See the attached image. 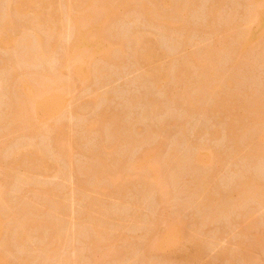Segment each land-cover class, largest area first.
Returning a JSON list of instances; mask_svg holds the SVG:
<instances>
[{"label":"rangeland","instance_id":"obj_1","mask_svg":"<svg viewBox=\"0 0 264 264\" xmlns=\"http://www.w3.org/2000/svg\"><path fill=\"white\" fill-rule=\"evenodd\" d=\"M66 1L67 0H64V1L62 0V2H63L62 4L68 3ZM174 1L175 0H172L171 3H173ZM191 1L192 2L194 1V6H195L194 8H196V9H192L191 7H189L187 5V8L189 7L191 9H186L187 11L189 10L187 14H186V11L184 12L186 15L185 16L183 15L184 16L183 20H185V21H183L182 23L179 22L178 20H176L178 22L174 21L175 24L170 26L172 28V30L171 31L168 30L167 32H166V29H169V28H166L163 26L164 28H166V29H164L162 27V24L160 25L161 20H159L162 17V16H160L161 15L160 13H163L167 8H164V11L161 9L163 12L162 11L159 12V14L154 17V18H159V19H156V20L150 19V21L153 22V26L151 25V27L148 26V25H150V22L146 23V21H149V19L143 17V15H142V17L146 19V21L144 23L143 21L145 19H142L141 15L139 14V12L137 10L135 11L132 9L133 11L129 10V13H127L128 12L127 11L125 14H122L121 13L122 10L119 11V9H116L115 13H117L118 11L119 12L112 17L114 26H112L113 25L112 24L111 25L112 28H110V29L111 30L114 29L113 31H116L117 37L122 38V36H123L124 40L129 38V39L125 40L126 43L124 45V49L126 51L124 52V54L119 53V52H118V54H116L117 53L116 49H114L113 54L111 55V59H110L111 62L115 60L114 63L112 62L113 64H111V62L109 60L101 61L102 63H100L98 61L99 63H97L98 64L97 66L99 68L101 66V68L104 70V72L102 70V73L106 74V72H107L108 73V74H106L107 76L104 74V76H103L104 78H102V81H101L100 79L102 76L99 75L100 78L98 77L97 79H95L96 81L93 80L95 82L91 81V82L87 83V85L85 84L84 88H83V86H81V87L71 91V94L69 95V97H71V101L67 104L65 113H63V115H65V116H63V118L60 117L59 121H57V125L59 123V125L63 126L64 129L62 128L61 132H62V135L65 136L67 139H68V137H71V138L73 137V139L74 138L76 139V137L78 136V138H81V141L86 142V143H84V142L80 141L82 146L81 145H79V147L76 145L73 146V148H75L74 149L75 151L73 152L72 160L74 162L72 163V166L74 168H77L75 170H78L75 172V175H74L75 177L74 176L70 177L68 175V173L71 174L70 172H68L69 171L68 166H67V168L63 169V167L66 166L63 161H60V162L58 161V164H60L59 166H61L60 167L61 169H63L64 171L68 169V171L65 172L66 174L63 172V170H60V171H62L61 172L62 174L60 172H57L56 169L53 167L54 162H55V158H54V156H52V154L55 155V152L53 151L54 152L53 153L52 151H50L51 149L48 146H46L47 143H49V141L47 142V139L44 140L45 138L42 139V137L36 139L38 141V143L40 144V146H42L44 148L46 147L45 150H47L46 151L47 153H45V157H46L45 159H47V160L49 159L48 160L49 162H47V163L50 166H48L47 171L44 170L45 172H43V170L41 172L39 171L40 173H38V174H35V172H34L35 178H38V180H35V182H36L35 184H38V183L40 184V185H36L35 187H33L34 191L29 190L30 188L28 186H26L22 189H18V188H16V186L14 187V190H16V192L12 191V192H14V194L12 193L10 195V199L13 202V204L12 203H10V204H12L14 207L12 206V208H11L12 212H9L10 217L6 218L5 227H7V226L11 227V225L13 227V225L14 226L17 225V222L21 221V217L19 216L21 213L20 211H22L27 205H28V207H27L28 209L30 207V209H29L30 213L33 212V208H34V210H36L34 213H31L30 217L32 219H35L36 221L41 220L39 222L47 221L49 219H50V221H53V220H56V218H59L61 216L62 218H64L63 220L64 221L66 220V222H67V224H65L66 225L65 226L66 231H65L64 227L62 228V229H64V232L67 233V236L65 235L67 237V239H68V236L70 235V233L72 232L70 228H72V229L74 228L73 229L74 231L71 233V236L69 238L68 245L63 246L64 247L63 249H65L66 251L65 250L62 251V253L63 252L66 253V255L63 254V257L65 256L66 259H68V261L65 262V263L68 262L67 264H69V263L72 264L73 262L75 264L76 263L77 264H103V263L104 264H107V263L108 264H111V263L112 264H152V263H155V261L158 263V261L161 259V257H162V259L160 261H162V260L163 261L166 260V261H164L165 263L159 262L160 264H175V263L177 264V261L179 263L178 256H182L183 254L188 252L189 249L191 250L194 247L196 240L199 241V244L201 241V244H202V245L200 244L201 247L206 249L205 248V246H206L208 249H207V251L203 250L205 252L203 253V255L199 259H197L194 262H190L188 264H264V203L262 202L259 205V203L258 204L256 202L254 203V201H256V200L251 199L252 201L249 200L250 201L249 202L246 199V201L245 200L244 201L247 205H243V203H244V202H242L243 200L240 203V201H239L240 199H239L238 200L239 202L236 205H234V203H231L229 206L230 202H228V205H226L227 200H229L231 202L232 201L234 202L237 200L238 197H236V199L233 198V197H235L234 194H236L237 192H235L234 194H231V193H233L237 187H240L241 184L244 183L243 181L249 180V179H247L248 176H249L248 178L252 177L251 180H254L255 182L258 181L259 183L261 182L264 185V181H263L264 180V164L262 165V163H264V161H263L264 158L261 157L263 159L257 160V158L254 159L253 157H251L249 159V155L254 153V150H256L257 147H259L258 145L262 144L264 146V141L262 143L260 142V144H259V142L255 140V137H254L255 135L251 134V131L253 129L251 131L249 130L250 133L248 132V134H246V135L247 136L250 135L248 137L250 139H252V143H253L252 144L253 148H252L251 143H249V142H251V140L247 139L248 137H246L245 133H244V136L241 134L240 135L241 138L239 137V139H240V141H241V139H242V141H244V146L246 148H244V146H243V149L246 152L243 150L244 151V152L242 151L243 153L242 152L239 154L237 153V155H235V157H236L235 158L233 152H230V150L231 151L233 150V147H232V149H229V147L231 148V146H234V145H232V143H231L232 141H231L230 137L228 136V133H227V137H225L226 136L225 135L226 130L223 131V129L226 128L225 125H227L228 123L233 122L232 123L233 125L234 124L238 125L242 120V116L238 115V116L229 117L225 111H223V112L221 111V113L220 112L219 113H213L212 111H209L211 109V107H208L206 103L209 102V104H208L209 106L212 105V103H213V102L211 103L212 100H210L209 98H208L209 100L207 98L205 100L204 99L200 100L202 103L201 106H203L204 108H205V106L208 107L207 108L208 110L207 109L204 110L202 107L203 110L202 109H201V111L196 110V112H193V113L186 111L184 106L183 107L180 106V105H182V104H180L181 103L180 100H179L180 102L177 100V102L180 105L177 102H175L177 98H175V100H174V98H170V95H171L169 93L170 91H171V93H173V92L178 93L181 96H182L183 91L186 92L185 94H188L189 96L190 95L194 96L195 94H198L197 89L196 88L194 89L193 85L190 84L191 83L190 81L195 80V79L193 80V78L195 76L193 77L194 74L192 71H191L192 73L190 75L193 78H192V80L188 79L190 81L187 82V83H189L188 85L186 84L188 86L186 91L183 89V87L185 85L184 86L178 85V88H177L176 84H174L175 82H173L174 80H172V76H171V81L173 83L169 82L166 87H158V86L156 87L154 85V83H152L153 80L152 81L149 80V78H151V77H149L148 74L146 73L147 69H149L148 70L149 72L151 71L150 69H153L152 66H154L153 64H155V63L156 64H155L154 68L159 67V66L167 68V67H169V63H170V65H171L170 67L172 69V68H174L175 65H177V62L179 64L183 61H190L192 56L198 57L200 55L202 56L204 53H205L204 55H206V53L209 52L208 48H209V50L212 47H213L212 49H215L216 47H218V49L223 48L224 43H226L227 39H229L231 41L230 38H232L233 35H229V34L235 27L238 28L240 31H243V32L245 30H250L253 27H255V24L252 21H250L251 18H249V17L253 16L254 10L256 9V6L252 4V6L250 7V5H249V11L247 13L246 6H247V4L250 3L249 0H221V1L220 0H191ZM147 2H149V1L147 0ZM176 2H177V0H176ZM189 3H190V0H189ZM69 4H70V1H69ZM176 4L177 3L174 2L173 6H175ZM70 5L66 4L64 6L66 7V6H70ZM196 5H197V7H196ZM36 6H33V7L35 8ZM33 7L30 8V11H31V9L33 10ZM71 7H72V5H71ZM171 8L169 7L168 11H170ZM174 10H175V8L172 10V12L168 13L167 15L172 14ZM134 11L136 13H134ZM124 12L125 11H123V13ZM130 12H131V14H130ZM165 13H167V12H164L162 15L164 16ZM29 15H32V14H29ZM215 15H218V16H215ZM214 17H216V18L214 19ZM157 21L159 23H157ZM18 23L19 22L17 21L16 24H18ZM33 24H35V23H33ZM33 24H31V25H33ZM156 25L158 28L156 27ZM115 27L118 28V30H120L121 33H118L119 31L117 29H115ZM152 27H154V29ZM183 27L188 28L186 30V32L187 33L189 32V35H187L186 32L184 33V29L183 30L181 29ZM28 28H30V27H28ZM31 28H34V27L31 26ZM36 28H37V25L35 26V29ZM18 29H19V27H18ZM134 29L137 30V32L141 33L140 36L143 37L142 40L145 38V41L150 40L152 42V43H150V41H149V44H154V46L152 45L153 48L155 47L158 50V52H156V49L154 48L156 55H158L156 58H153L156 60V62H154L155 61L154 60L152 63V60H150V61H146L144 63L145 65L143 63H142L143 65H139V63H136L137 65L134 64V62H133L134 57L131 54V52H130L131 50L129 48V47H131V45H129L130 42L127 43L130 40V37L132 36V34L136 33L138 35V33L136 31H134ZM190 29H191V31H190ZM122 31L124 34L122 33ZM130 31L132 32V34ZM133 31H134V33H133ZM179 32H181L183 34L181 35ZM29 33H27L28 37H29V35H31L30 31H29ZM32 36H34V35H32ZM261 37L263 38L262 40L253 44L252 47L247 50L248 51L247 53L242 54L238 58H237V56H234L235 58H233V56L231 55V52L226 53L227 55L225 54L226 56L224 57L223 54L228 51L226 48L224 50H227V51H225L223 53L221 52L219 54L220 55L219 57H221V59H222L220 62V65L223 66L224 68H227V66H228V69H230L231 66L233 68V64L235 62H237V66L238 65L241 66V67L238 66L239 71H241V72L238 71V67L235 68L236 73L233 71V69H232V71L226 69L227 71H230V73H232V76L234 75L235 78H237L236 80L237 81L239 80V82H236L235 84L233 83L237 87L235 88L233 86L232 89H228L229 87L226 86L227 87L226 88L223 85V87H221L220 90L222 89L221 90L222 93L224 92L223 93V94H225L224 97L227 96V98H228L227 93H230L228 90L233 91V92L231 91V96H232L233 95L232 93H234L238 88H239L238 89L239 91L237 90L235 92V93L238 92L237 94H239L241 90H245V89L248 90V91H242L243 93L241 92L243 95L245 94L246 96L245 95L242 96V94H239L240 96L243 97V98L241 97L242 100L246 99L249 101L248 98H245V97H247V93H249V92H251L252 97L254 99H256V98L259 99L260 97L262 98L264 96V54H263L264 53V45H263L264 37L263 36H261ZM30 38H31V36H30ZM184 38H186V39L184 40ZM32 39L34 40V37ZM32 39H31V41L33 43ZM180 39H181V41H180ZM178 40H179L180 44L177 43ZM148 41H146V42H148ZM261 41H262V44H261ZM116 42H118V40ZM127 44L129 45V47ZM126 45H127V47H126ZM212 45H214V46H212ZM228 48H230V46ZM9 49H12V47ZM218 49H215V51L216 50L218 51ZM7 50H4V51L1 50L0 51V80L4 82V83L2 82L3 85H1L2 88L0 89L1 90L0 91V93H1L0 94V107H1L0 108V110H1L0 111V114H1L0 118L2 117L0 119V124L2 123V120H3V116H2L3 111L2 110L6 107V104L3 105V102H5V101L7 102V100H8L7 97H8L9 88H7V86H8L7 81L9 80L8 74L10 72H12V69H10L9 67L11 66V68H15L18 65V64L16 65L15 63L19 62L18 61L19 59L18 60L14 59V58H17V55L14 56V54H18V51H19L18 47H17V50H16V48H15V50L12 49L13 52L16 51V53H14V54L12 53L11 50H9V51H7ZM203 50H205V51H203ZM201 51H202V53H201ZM161 53H163V54H161ZM120 54H123V55H120ZM131 55H132V57H131ZM229 55L232 58H229L230 57ZM12 56H14V57H12ZM18 58H19V56H18ZM225 58H227V59H225ZM247 58H248V60H247ZM234 59H236V61ZM244 59H245V61H243ZM232 60H233V63L231 62ZM173 61H174V64L176 63L175 65H173ZM52 62L53 61H51L50 63H47V64H45L46 62L42 63V65L43 64L44 65L43 66L39 65V67L34 66V67H32L31 71L34 70L33 73L40 74V73L48 70V67H49V69L52 67H55V63H52ZM135 62H137V61H135ZM149 62L152 63V65ZM248 62H249V64L251 63V65H249ZM8 63L10 65H8ZM51 63H52V65H51ZM221 63H225V64H221ZM226 63H229V64H226ZM230 63H231V65H230ZM242 63L245 64L246 66H244ZM102 64H103V66H105L104 68H103ZM131 64H132V66H131ZM3 66L4 67L7 66L8 71H10V70L11 71L9 73H7V69L4 70L6 67L3 69ZM50 66H52V67H50ZM108 66H110V67H108ZM35 67H37V68H35ZM137 67H139V68H137ZM223 67L222 68L220 67V68L223 69ZM246 67H248V68H246ZM44 68H46V69L44 70ZM240 68H242L243 70L246 69L248 71L243 72L242 69H240ZM223 70H225V69H223ZM1 71L2 72L4 71V72L2 73ZM239 73H244V75L239 74ZM246 73H249V74H246ZM5 74H7V75H5ZM245 75L246 76L249 75V76L246 77ZM108 76H110V77H108ZM191 77H189V78H191ZM239 78L241 79V81L242 80L243 81L240 82ZM103 79H105L106 81H103ZM170 83H171V86H170ZM239 83H240V85H239ZM172 84H173V87H172ZM152 85H154V87ZM174 85H175V87H174ZM240 87H241V89H240ZM233 88L236 90H233ZM251 88H253L254 92L252 91ZM2 89H4V90H2ZM167 91H169V92H167ZM166 92H167L168 96H167ZM92 93H95L97 95V97L98 96L101 97L103 95L104 100H102L103 98H98V99H101L102 102L100 101L101 103H99L98 102L99 100H98L97 105H95V106L92 105L93 103H95L93 100V97H92L94 95ZM253 93H255L256 96ZM258 93H260V94L258 95ZM4 94H6L7 96L6 95H5L6 97L3 96ZM90 94H92V96ZM165 94H166V96H165ZM223 94H222V97H223ZM261 94H262V96H261ZM104 96L105 97L107 96L106 98H108V99H106ZM195 97H196V95L194 96V98ZM134 98H136L137 101ZM168 98L170 100H166ZM231 98H233V96ZM5 99H7V100H5ZM172 99H173V101H172ZM228 99H230V98H228ZM91 100H92V102H91ZM133 100H134V102H137L135 104L136 106L133 104L134 103ZM150 101H152V102L150 103ZM169 101L173 102V104L172 103L170 104ZM248 101L245 104L249 105L250 102L248 103ZM153 102H155V103H153ZM197 102H199V100ZM227 102H229V100H227ZM227 102H226V104H227ZM86 104L88 105V107ZM130 104H131V106H130ZM150 104L157 105L158 106V112H156L157 109L155 111V110H153V108L150 111V107H151ZM176 104L179 105V108L177 107ZM196 104H197V106L201 107L200 102H199V105H198V103H196ZM159 105L160 106L162 105L161 106L162 108ZM82 106H83V108H82ZM181 107H182V109H181ZM165 108L167 110H165ZM174 108H177V109L174 110ZM127 109H129V110H127ZM160 109L161 110L163 109L162 112L160 111ZM184 109L186 112L184 111ZM70 110L75 112L74 114H76V117L78 115H79V117L76 118L74 116L75 118L70 119L71 117H73V114H72L73 112L71 113L72 114L71 116L68 115V113H70ZM92 110L94 113H91ZM67 111H68V113H67ZM100 111L105 112V114H106L104 116V120H105L104 123L105 122L110 123L109 121L112 122L113 118H115V119L118 118L119 122L116 119L117 123H115L113 121L114 123H110V124L107 123L108 124L107 126H104V124H103V126L101 125L103 127V130H101L102 128L99 126L101 128V129L99 127L97 128V130L99 132L97 131L98 132L97 133L94 131L95 134L94 133L90 134L91 139H89V136H88V138H86L87 140H85L84 137H87V136H85V135L83 136V133H81V131H80L81 126L84 125L85 124L84 122L88 121L89 118L91 119V117H93V118H94V116L96 117L97 112L101 113ZM146 111L151 112V113L149 112V115H151V117H149V115H147V114H144V113H147ZM152 112L155 113V116L152 115L153 114ZM173 113H176V114H173ZM239 113H241V112H239ZM91 114H92V116H91ZM173 115H174V117H173ZM68 116H70V118H68ZM88 116H90V117H88ZM147 117H148V119H147ZM175 117L177 118L178 121H175L176 120ZM85 118H87V119L84 120V122H82L83 121L82 119H85ZM120 118H122V119H120ZM172 118H174L175 120L174 119L172 120ZM123 121H125V122H123ZM169 122L172 125L169 124ZM174 122L177 124H175ZM53 123H54V121L50 122V124H53ZM124 123H126V124H124ZM173 123H174V125H173ZM113 124L120 125L119 133H121L120 130L123 131V129H124V131L122 133L125 134L128 132L129 138H131L133 140L135 138L136 139L139 138V140H140V138L142 137V141L144 143H146V144H143L142 141H139V143H138V139H137V141L136 140L133 141V142L136 141L137 142L136 144L135 143L130 144L131 143V141H130L131 139H130L127 141V143L125 141H123V143H125L126 145L123 143H122V145L119 144L118 145L119 147H122L124 145L125 146L123 147L124 149L120 148L121 151L120 150L118 151L119 153L122 152L119 156H117V153H116L117 149H119V148L118 147L116 148V152L114 154L117 158H116V160L115 159L114 160L117 162H116L115 166H113L114 170L117 168L120 169L119 168L120 166L118 163H120V161L123 159L124 156H127L130 154L133 157L134 156L138 157L143 152V150H145V149H149V150L152 149L153 156H155L154 153L157 151L156 149H158L159 146H161L162 148L160 147L158 149L159 151H157V153L158 152L161 153V156H159V154L158 155L156 154L157 156H155L154 158H157V160L159 159V157H160V160H161V157H162V160H169L167 158H168V156L170 157V154H175L176 157L179 156V154H181L180 156H182V157L181 158L177 157V158L184 160L185 158H187V156H189V154H191V152L193 153L194 146H196V145L197 146L198 145L199 146H201V145L202 146H205V145L208 146L209 145L210 147L214 148L215 152L217 150L216 153L220 154L219 158H221L219 161H217L218 164L213 166V167H209V168L206 167L207 173H209L208 172L209 169L211 172L214 170V172H213L214 175H210L211 177L213 176L214 178L213 177L211 178L209 176V178L212 179L210 181H209V178H206V179H208L207 180L208 183H210V184L213 183L210 185L209 188L207 187L208 189H210V192H208L207 188H206L207 191L206 190L204 191V187L202 186L203 188H201V186H199V183L197 185V182H196L197 181L196 179L199 180L201 178L200 176H202V174H204L203 176L208 175L207 173H205L206 171L201 170V172H199V170H198V171H196V173H197L196 174L195 171L193 170L194 173L193 172L190 173L192 170L190 168H189V171L186 170V169H188V167L186 164H184L185 166L181 165V168L179 170L176 169V170H178V172L173 171V170H175V168H169V170L171 172H168L169 175L167 174V177H170V180H168L169 178L167 179V184L170 188V194L172 195L173 194L172 192H174V194L172 195L173 197L170 196V194L169 195L167 194L168 197L166 196L165 202H164V200L159 199V196H160L159 194H158L159 195L158 196L157 193L156 194L154 192L150 193L151 191L148 188H147L148 191L144 187L141 188L142 185L141 186L139 185L141 182L140 183L139 182L133 183L132 181H134V180L130 181V182H132V184H130L126 188V189H128V187H129V189H130V190H128V193L124 195L125 197H123V196H122L123 198L120 197V199L117 198L118 197L117 195H116L117 197L115 196V198H113L114 196L111 197L112 195L110 196L109 193L102 194V196H101V194H99V195L94 194V193L89 194L88 191H87L88 194L85 192L84 196L81 194H78L77 193L78 190L75 188L76 187L75 185H77V183L80 181L81 182L84 181L82 183H87V181H89L88 179H90L91 176L93 175V174L91 175L88 172L90 177H87L88 179H86V177H85L86 176V173H85L86 169L85 168L81 169L83 167H86V165L91 160V159L83 156L84 150L86 151V148L88 147L89 149L87 148V152L89 153L90 149L93 148L94 149L93 152L95 153V151H96L95 154H99V151L100 152L102 151L101 152L102 156H100V157H101V159L106 161L108 159L109 152H111L110 147L112 145H109L110 141L112 140V144H113L115 142L114 139L117 138V140H118V137L119 138L122 137L121 135H120L121 136L120 137L119 133H118L117 134L118 136L116 138L113 139V137H112V139H110L113 132L114 133L117 132L115 128H114V130L116 132L113 130V127L110 128L111 125H113ZM134 124H135V126H134ZM166 124H169V126H167ZM57 125H55V126H57ZM105 125H106V123H105ZM162 125H163V127H161ZM0 126L2 127L3 124H1ZM172 126H174V127H172ZM1 127H0V136L4 130V129H2L3 127L2 128ZM60 127L61 126H59V128ZM114 127H117V126H114ZM131 127H133V128H131ZM177 128H179V129H177ZM180 128L182 130H180ZM127 129L128 130L131 129L130 131L132 133L130 131H128ZM219 129H221L222 134L220 133ZM126 130H127V132H126ZM152 130H154V131H152ZM204 130H206L207 132L206 131L204 132ZM100 131H103V132H101V134L103 136L105 135L104 138H99V137H102L101 134L99 136ZM181 131H183L184 134H182L183 132L181 133ZM210 131H212V133L214 131L215 132L218 131V133H220L221 136L219 137V135H218L217 138H215L217 141L213 137L209 136L211 133ZM22 132H20V133L16 132V137H15V133L12 134L11 135L12 137L8 139L9 140L8 142H4L1 144L2 139L0 140V147H3L2 145L5 144V147L7 148V149L5 148L4 151L1 149L3 151V153L5 151L8 152L9 149H11V148L13 149L15 146L20 145L23 140H24V142L26 141L27 137L23 136L24 134L21 135ZM64 132H65V134H63ZM109 132L112 133L110 136L108 135V134H110ZM149 132H151L150 133L151 136L149 137L150 143H149L148 137H147L150 135V134H147ZM201 132L204 133V135ZM253 132L255 133V130H253ZM23 133H25V132H23ZM205 133H207V134H205ZM17 134H18V136H17ZM79 134H80V137H79ZM124 134H122V135H124ZM67 135H69V136H67ZM125 135L123 136L124 138L127 137ZM223 135H225V136H223ZM95 136L97 137V139ZM107 136H108V140L106 139L103 141H104L105 145L110 146L109 148H108V146L103 145L102 142L101 143L99 142L102 139H105ZM145 137H146V140L144 139ZM98 138L101 140H99ZM244 138L247 140V142H246V140H244ZM73 139H71V140L73 141ZM127 139H128V137H127ZM228 139H230V140H228ZM78 140H80V139H78ZM96 140H99V141L97 142ZM113 140H114V142H113ZM117 140L115 142L116 145L118 144ZM5 141H7V140H5ZM37 141H36V143H37ZM43 141L46 143H44ZM95 142H97V144H95ZM99 143L101 144L102 147L103 146H105V147L103 149L102 148L99 149V147H101V146H99ZM128 143L130 144V148H129ZM140 143H141V145H140ZM6 144H9V145L7 146ZM11 144H12V146H11ZM41 144H44L45 146L41 145ZM134 144H135V146L138 144L139 145L137 147H135ZM189 144H191V146ZM192 144H193V150H191ZM254 144H256V145H254ZM131 145H132V147H131ZM187 145H189V147H187ZM242 145H243V143H242ZM262 145H261V147H262ZM80 146L82 148L78 149V148H80ZM96 146H98V147H96ZM247 146L251 149H249ZM93 149H91L90 153H93L92 152ZM172 149H173L174 153L171 152ZM246 149H248V150H246ZM153 150H156V151L154 152ZM249 150H250V152H249ZM7 152L4 153L5 156L8 155ZM82 152H83V154H82ZM87 152H85V154H88ZM123 152H126V153L130 152V153L122 156L123 154H125ZM229 154H231L232 157L230 156V158H232V159L229 158V156H228ZM115 156H113V157L115 158ZM131 156L129 158H132ZM259 158L260 157H258V159ZM124 159H125V157H124ZM126 159H128V158H126ZM249 160H252L253 162L254 161L255 162L251 163ZM6 161H8V160H6ZM6 161L3 160L2 163L3 162L6 163ZM87 161H88V163H87ZM92 161H93V159H92ZM92 161H90V164L93 165L94 164L93 162H95V161H93V162ZM259 161H260V163H259ZM52 162H53V165H52ZM56 163H57V161H56ZM96 164L97 163H95V166H96ZM250 164H252V166ZM254 164L257 166H255ZM63 165H65V166H63ZM168 167H169V165H168ZM23 168H19L18 169L19 171L17 170L16 173L11 172L12 175L14 176L16 174V176H18L19 173L24 174L25 167H23ZM2 169H3V167H0V172ZM79 169L82 171L81 175H80ZM166 169L168 170L167 167H166ZM184 169H185V172H184ZM167 170H164V172H167ZM26 171H28L27 168H26ZM182 172L185 175L187 174L186 175L187 178L185 177V175L182 176ZM239 172H241V173H239ZM28 173H29V171H28ZM176 173L179 175H177ZM57 174L60 176H58ZM130 174H133V173L130 172ZM170 174H172L173 176ZM240 174L242 177L240 176ZM76 175H77V177H76ZM192 175L194 176L195 182L193 180ZM54 176H57V177H54ZM176 177H177V179H176ZM178 177H179V179H178ZM239 177H241V178L245 177V178L241 179ZM259 177H260L261 181L259 179H257ZM95 178L96 177H93V179L87 184H89L91 186L94 183V181L96 180ZM182 178H184V179H182ZM189 178H190V180H188V182H186L187 179H189ZM172 180H174L175 182ZM168 181H170V182H168ZM177 181L178 182L182 181L183 183L179 184ZM184 181L186 182L185 184H184ZM174 183H176L175 186H174ZM187 183H189V184L187 185ZM170 184L172 185L171 187H170ZM178 184L181 187H178V189H177V186H179ZM86 185H84V186H86ZM238 185H240V186H238ZM39 186H41V187H39ZM90 186H87L88 188H86V187L85 188L86 189L90 188L89 190L91 192L92 188ZM235 186H236V188H235ZM36 187H38L39 189L47 188V190H49V192H52V190L55 189L54 190L55 193H54V191H53V193L48 192V195H46V197L44 196L45 197L44 198L42 196H39L37 192L35 193V191L38 190V188H36ZM52 187H53V189H50ZM188 187L190 188V190L186 191V189H188ZM196 187H199L200 191H198L199 188L197 189ZM216 187H217V190H215ZM143 188L145 189V192H144ZM166 188H168V187H166ZM169 188H168V191L165 190L167 193L169 192ZM175 188L179 191H181V190L182 191L179 192V191L175 190ZM192 188H195L197 190L192 189ZM219 188H221V189H219ZM17 189L21 190V191L19 192ZM43 190H46V189H43ZM141 190H143V191H141ZM192 190H194V191H192ZM263 190H264V187H263ZM175 191L178 193H176ZM126 192H127V190H126ZM142 192H143V196L141 195ZM219 192L221 195L218 194ZM226 192L228 194H226ZM56 193L59 195H57ZM70 194H72V195H70ZM204 194L206 196H207V194L208 195L210 194V196L214 195L213 197L216 196L215 194H218L221 196V198L223 197V194L225 197L227 196L226 198L223 197L222 199L219 198L220 196L217 197L221 200V201L218 200V202L220 204L222 202V205H219L217 202H216V205L218 204L217 206L215 205V203L211 204L212 206L215 205L216 206L215 208H217V209H219L218 207L222 208V206H224V208H222V210H220V211H224V212L217 213L220 211L219 210L217 211V209L215 210L214 208H212V209H214V212H213V210L211 208H207L208 205H206V204L208 202L206 203V201H207L206 198H203V197H205ZM230 194L233 196H231ZM263 194H264V191H263ZM54 195L58 196V197H56L57 199L54 197ZM88 195H90V196H88ZM154 195H157V198L159 200H156V196L154 197ZM202 195H203V197H202ZM228 195H230V196H228ZM38 196H39V200H37ZM52 196L55 199L52 198ZM78 196H79V198L81 196H82L81 198L88 196L87 198H89L90 201L92 200L91 201L92 203L94 201V205H95V203H96V205L97 204L99 205V206L97 205V207H99L98 209L102 210L105 208L102 211V212L106 213L105 215H108V213H110L109 216H107V218L110 217L109 220H107V218H104L105 215L103 217L104 218L103 220L108 221V222L107 221L104 222L106 224V227H108V229L103 230V233H104V231H108L107 235L110 236V238H113L110 241L113 242L114 239L116 240L113 243L114 245H112V244L110 245V243H108L107 240H109L110 238L109 237L107 238V236L103 233L102 234L105 237L101 236L103 242L100 243L99 249L98 248L93 249V248H90V246H87V242L85 241L86 239L84 240L85 243H83V239L85 237H89V235L91 234V230H90L91 227L89 225L95 223V220H96V218L94 220L93 216H96V214L98 216H100L99 215L100 210H98L97 207H92L93 204H92L91 209L89 211L87 209L85 210L84 208H81V203H82V207H83V202L85 203V201H84V199H82L80 201L79 198H77ZM146 196H148V197L145 198ZM169 196L173 201L169 200L170 199ZM201 197H202V200H200ZM230 197H232V198L230 199ZM50 198H52L53 202H54V200H55V202H57L56 200L60 201V204H62L66 208V215L62 216L61 215L62 212H61L60 216H57L58 214H55L54 211L51 210L53 207L51 209L49 208V206L51 207V205L54 206L53 204H56L55 202L51 203L52 201L50 200ZM224 198L227 200L225 201ZM18 199L21 201H19ZM96 199H97V201L99 200L100 202L99 201H98L99 203L96 202ZM121 199L122 200L125 199L124 201H126V202L121 201ZM203 199H205V200H203ZM216 199H214V200L216 201ZM14 200H15L16 204L19 203L17 206H15L16 204H14L15 203ZM77 200H79L80 202ZM199 201L202 202V204ZM36 202H37V204H36ZM47 202H49L50 205ZM203 202H205V203H203ZM251 202H253V203H251ZM29 203H31L33 205L30 206ZM198 203H199V205H201L200 207H199V205H197ZM100 204L102 206L104 205L105 207L102 208V206H101V208H100ZM126 204H127V206H126ZM238 204H240V205H238ZM248 204H251V205H248ZM255 204H257V205H255ZM36 205H37V208H36ZM58 205H59V202L57 203V206H54L55 211H56V209H57L56 207H58ZM84 206L86 207V205H84ZM106 206H108V207L106 208ZM234 206H235V208H234ZM236 206L238 207V210H237ZM242 206H244V207L246 206V208H244V207L242 208ZM60 207H61V205L59 206V208ZM113 207H115V208H113ZM209 207H210V205H209ZM227 207H229V209ZM231 207H232V210H231ZM109 208H110V211H109ZM48 209H49V211H48ZM82 209H83V211H82ZM201 209H202V211H201ZM206 209H209V210H206ZM234 209H236V210H234ZM233 210H234V212H233ZM251 210H253V211H251ZM87 211L88 212L91 211V214H92L91 218H86L87 220L89 219L88 220V222L90 223L89 225H88V222L87 223H83V222L80 223V220H83V219L79 220V218L81 217L80 214H83V212H87ZM215 211H217V212H215ZM63 212L65 214L64 209H63ZM237 212L239 214L235 216L234 214H237ZM43 213L44 214L47 213V215H48V213H50L49 215L53 214V216H50V217H48L49 215L44 216ZM58 213H60V212L58 211ZM202 213L207 214V215H210L211 213H212V215H213V213L214 214L217 213V216L215 215L216 216L215 217L213 215V217L215 218V219H213L212 215L211 216H207V215L202 216L203 215ZM227 213L229 214L228 216H227ZM220 214H222L221 215L222 219H221V217H219ZM231 214L233 216H231ZM55 215L57 217H55ZM77 215H78V217H77ZM155 215H157V216L155 217ZM229 216H231V218L233 217V219L230 220ZM18 217L20 218L19 220H18ZM33 217H35V218H33ZM38 217H39V219H36ZM47 217H48V219H47ZM88 217H90L89 214H88ZM136 217H137V220L139 218L138 222L136 220ZM205 217L208 219L212 217L213 222H210L211 220H207ZM218 217L221 220L217 219ZM53 218H55V219H53ZM100 218L97 217L98 220ZM121 218L124 219V220L122 219L123 222H122V220L120 222L118 221ZM51 219H53V220H51ZM91 219H92V221H91ZM202 219H204V221L205 220L209 221V224L206 221L204 223ZM216 220H217V222H216ZM15 221H17V222H15ZM59 221H62V220L60 219ZM178 222H179V224H177ZM76 223H78L79 226L75 225ZM109 223H111V224L108 226L107 224H109ZM119 223H120V226H122L121 224H124V226L118 227ZM172 224H173V226H175V227L177 226L181 230L180 242H182V243L179 242L177 244V246H175L174 250L172 249L166 253L165 252H163V253L158 252V253H156V255L153 253H152L153 255L149 254V251L145 247V244H146L145 240L148 239L147 237L152 236L151 238L154 240L159 239L163 234H166L165 231H168L167 230L168 228H169V230L171 229ZM205 224H206V226H205ZM80 225H82L83 227H81ZM85 225L87 227L85 230H83L85 228ZM44 227H46V226L44 225ZM44 227L42 228V226H39L38 230L36 228L35 230L32 231L31 234H33V232H37L38 233V234L36 233L37 236L40 237V239H41V236H43V238L41 240H39L38 237L36 238V236H35L36 234L35 235L33 234V236L30 239L31 241H29V243L27 242L28 245H26V247H25L26 249L22 248V249H24V250H22L19 247L17 248V246H15L16 244L13 241H11L12 244L10 242H9L10 244L8 243L11 247L8 245L5 246V244L7 242L1 240L0 246L3 249L0 248V252L3 253L2 255L5 257L6 260H8V261L10 260L9 262H11V264H54V263L57 264L56 263L57 261L54 262L55 260L52 261L51 260L52 258L49 259V257H47V252L44 250L45 244L49 240V239H44V237L46 238V236H44V235H47V233H48V232H45V231H47V228L45 230ZM67 227H68L69 232H67ZM78 227H80L81 230H79L80 228H78ZM106 227H104V229H106ZM40 228L43 229V232L42 231L39 232V230H41ZM113 228L116 229V232L114 231ZM76 229H77V231H75ZM110 229H111V231H110ZM183 230H186V231H183ZM83 231L85 232V234H87V232L89 233V231H90V234L89 235L87 234L88 236H86V235H84V233H82ZM245 231H246V233H245ZM62 232L63 231H61V233ZM64 232H63V234H65ZM73 233H74V235H73ZM48 235H49V233H48ZM183 236H185V237H183ZM72 237L74 238V241H73L74 243L71 242L73 240ZM82 237H84V238H82ZM121 237H124V239L122 240ZM103 238H107V240L104 239L107 242H104ZM194 238H195V241H194ZM256 238L259 240H257ZM260 238H261V240H260ZM64 239L67 240L66 238H64ZM254 239H255V241L257 240L258 242H260L259 243L260 245H256V247L252 246V244H254V242H253ZM44 240H45V242L47 240V242L45 243ZM42 241H43V243H42ZM2 242H4V244ZM34 242H35V244H34ZM202 242H204V244ZM39 243H42V247H41V244H39ZM196 243L198 244V242H196ZM240 243H242V244L245 243L247 245L243 244L244 246H242V244H240ZM107 244H109L110 247ZM239 244H240V246H239ZM85 245H86V247H85ZM28 246H30V247H28ZM103 246H104V249H103ZM105 246H106V248H105ZM107 246H108V248H107ZM5 247H6V249H5ZM7 247H8V249H7ZM87 247H89L92 250V252L89 248H88L89 252H86L85 249ZM176 247L178 250H176ZM245 247L246 248L248 247V248L246 249ZM9 248H10V250H9ZM42 248H43V252L41 250ZM18 249H21L22 252H21V250H18ZM88 249H87V251H88ZM97 250H99V251H97ZM183 250H185V251H183ZM7 251H12V252H7ZM36 251H38V252L36 253ZM44 252L46 253V255H44L45 254ZM77 252H79V253H77ZM171 252H172V254H171ZM86 253H87V255H86ZM159 253H160L161 257L159 256ZM78 254H80L81 256L79 257ZM163 254L165 257H168V259L165 258L163 256ZM173 254H175V255H173ZM176 254H177V256H176ZM72 255H74V256H72ZM82 255H83V257H82ZM150 255H152V256H150ZM169 255H172L173 257L169 256ZM44 256L47 257L49 260L45 259ZM72 257H74V258H72ZM134 257H136V258H134ZM43 258H44V260H43ZM78 258H80V259H78ZM137 258L141 259L142 261L137 260ZM169 258H171V259H169ZM115 260H117V261H115ZM173 260H174V262H173ZM79 261H81V262H79ZM183 262H184V259H182V264H183ZM65 263H63V264H65ZM157 263H155V264H157ZM179 264H181V260H180ZM185 264H187V263L185 262Z\"/></svg>","mask_w":264,"mask_h":264},{"label":"bare ground","instance_id":"obj_2","mask_svg":"<svg viewBox=\"0 0 264 264\" xmlns=\"http://www.w3.org/2000/svg\"><path fill=\"white\" fill-rule=\"evenodd\" d=\"M69 1H70V4L72 5V7L69 4ZM148 1L149 2H147V0H67L66 2H68V3H66V4L67 5H70V6H66L65 7L64 5H66V4L65 3L62 4L63 3L62 0H0V51L1 50L4 51V50H7L8 49L7 51L11 50L12 53L14 54V53H16V51L13 52V50H15V48L17 50V47H18V50H19L18 51V54H14V56L17 55V58H14V59H17V60L19 59L18 60L19 62H16L15 63L16 65L17 64L18 65L15 68H11V66L9 67L8 66V65H10L9 63L7 65L10 69H12V72H10L11 70L8 71V69H7L8 67L7 66H5L6 68L3 66V69L4 68H5L4 70L7 69V73H9V72L10 73L8 74L9 75V80L7 81V85H8L7 88H9V90H8L9 91L8 92V97H7L8 100L5 99V100H7V102L6 101L5 102L2 101L3 102V105L6 104V107L4 106L5 108L2 110L3 111V113H2L3 114L2 115L3 116V120H2V123L1 124H3V126H2L3 128L1 126L0 127L2 129H4V130H3V133H1L0 140L2 139L1 144L4 143V142H8L9 141L8 139L12 137L11 136L12 134L15 133V137H16V132H19L20 133L22 131L25 132V133L22 132L21 135L24 134L23 136H26L27 137L26 141L24 142V140H23L20 145L14 147L15 149L14 148L13 149L11 148V149H9L8 152L5 151L4 153H6V152L8 153L7 156H5V154L3 153V151L6 148L5 147V144L2 145L3 147H0V167H3V169L0 172V241L3 240L5 242H7L5 244V246H7V245L10 246L9 244L11 243V241H13L16 244L15 246H17V248L18 247L21 248V249L22 248H25L26 245H28L27 242L29 243V241H31L30 239L33 236V234L35 235L37 233V232H33V234H31L32 231L35 230L36 228L38 230L39 229L38 228L39 226H42V228H43L44 225H45L46 226V227H44L45 230L47 228V231H45V232H48L49 233V235H48V233H47V235H44V236H46V238L44 237V239H49L48 242L46 240L47 243L44 240V242L46 243V244L44 243L45 244L44 250L47 252V257H49V259L52 258L51 259L52 261L55 260L54 262L57 261L56 262L57 264H61L62 262L65 263L66 261H68V259H66L65 256L63 257V254L66 255V253L65 252L62 253V251L65 250V249H63L64 248L63 246H67L68 245L69 238L71 236V233L74 231L73 230L74 228L73 229L70 228L72 232L70 233V235L68 236V239H67V237H66L67 236V233L64 232V229L66 228L65 227L66 226L65 224H67V222H66V220L64 221L63 220L64 218H62L60 216L61 212H62V214H61L62 216L63 215H66V208L62 204H60V201L59 200H56L57 202H55L54 199L56 197H58V196L54 195L55 198L52 196V198H54L53 199L54 202L56 203V204H53L54 206H57V203L59 202L58 207H56L57 209L55 208L57 212L54 210V206L51 205V207L49 206V208L51 209L53 207L51 210H53L54 213L55 214H58L57 216H60L61 218L60 217L59 218H56V220H53L55 218L51 219L53 221H50V219L47 220V221H42V222H39L41 220L36 221L35 219H32L30 217L31 213H34L36 211L33 208L35 205L32 207L33 208V212H31V213H30V210H29L30 207L28 209L27 208L28 205H27L26 207L24 206L25 208L23 210L21 209L22 210V211H20L21 213L19 212L20 213L19 216L21 217V221L17 222L20 219L18 217V220L15 221V222H17V225H15V226L13 225V227H12V225H11V227L10 226L9 227L8 226L5 227L6 218H9L10 217V215H9L10 213L9 212H12L11 211V208L13 206L12 205L13 202L10 199V195L12 193L14 194V192H12V191H15L16 192V190H14V187L15 186L18 189H22V188L28 186L30 188L29 190L34 191L33 190V187H35L36 185H40L39 183L38 184H35L36 183L35 180H38V178H35L34 175L40 173L42 170H43V172H45L44 170L47 171L48 166H50L47 163V162H49L48 161L49 159L48 160L45 159L46 158L45 157V153H47L46 152L47 150H45L46 147L44 148V147L40 146V144L36 140L38 138H41L42 137V139L45 138L44 140L47 139V142L49 141V143H47L46 146H48L51 149L50 151H52V152L54 151L55 152V155L52 154V156H54V158H55V162L53 161L54 162V166L53 167L56 169L57 172H60L61 173L62 171H60V170H63L64 168H67V166H68L69 171L67 169L65 171L63 170V172L64 173L66 171L70 172L71 174L68 173V175L70 177H72V176L75 175V172L78 171V170H75L77 168H74L72 166V163L74 162L72 160V158H73V152L75 151L74 150L75 148H73V146H75V145L78 146V147H79V145L82 146V144L80 143L81 138H78V136H77L76 139L78 138L80 140H78V139L76 140L75 138H74L75 139L74 140L73 137L72 138L71 137H68V139H67L65 136L62 135V132H61V129L63 128V126L62 125H59V123L57 125V121H59V118L60 117L63 118V116H65V115H63V113H65L66 106L71 101V97H69V95L71 94V91H73V90H75V89H77V88H79L81 86H83V88H84L85 87V84L87 85V83H89V82L97 79L99 77V75L102 76L101 79H100L102 81V78H104L103 76H104L105 73L104 74L102 73V70L103 69L101 68L100 65H99L100 66V68H99L97 66L98 65L97 63H99V62L102 63L101 61H106V60H109L110 61L111 55L113 54V50L114 49H116V52H117L116 54H118V52L124 54V52L126 51L124 49V45L126 43L125 40H127L129 38H127V39L124 40L123 39V36H122V38L121 37H117L116 36L117 35L116 34V31H113L114 29H112V30L110 29V28H112L111 25L113 24V20H112L113 18L112 17L115 14H117L120 10H122L121 11L122 14H125L127 11H128L127 13H129V10H131V11H133V10L136 11L137 10L139 12V14L141 15V17L143 15V17L149 19V21H146V19L142 17V19H145L143 22L144 23H145V21H146V23L150 22V25H148V26L151 27V25L153 26V22L150 21V19H155V20L156 19H159V18H154V17L156 15H158L159 12H161L162 10L164 11V8H167L164 11V12H167V13H165V15L163 16L162 14L164 12L162 11L163 13H160L161 14L160 16H162V17H161V19H159V20H161L160 21V25L162 24V27L164 26L166 28H169V29H166V28L163 27L164 29H166V32H167L168 30H170V31L172 30V28L170 26L173 25V24H175V22H178L179 21V22L182 23L183 21H185V20H183L184 19L183 17L189 11V10L187 11L186 9H191V8L192 9H196V8H194L195 7L194 6V1L192 2L191 0H190V3H189V0H177V2L175 0L174 2L177 3L175 6H173L174 5V2L171 3L172 0H148ZM249 2L250 3L247 4V6H246L247 13L249 11V5H250V7L252 6V4L256 6V9L254 10L253 16H250L249 17V18H251L250 21H252L255 24V27H253L250 30H245L244 32L243 31H240L238 28L235 27L230 32V34L228 33L229 35H233L232 38H230L231 41L229 39H227L226 43H224L223 48H219L221 51L218 49V47L215 48V49H218V51L217 50L215 51V49H212L213 47L210 50L208 48V51L209 52L206 53V55H204L205 54L204 53L203 54L204 56L203 55L202 56L200 55L198 57L197 56H192V58H191L190 61H183V62H181L179 64L177 62V65H175L176 63L174 64V61H173V65H175V66L172 69L170 67L171 66L170 63H169V67H167V68L166 67H162V66H159V67L154 68V66L156 64L155 63V64H153L154 66H152L153 69H150L151 70L150 72L148 71L149 69L146 70L147 71L146 73L148 74V76L151 77V78H149V80H151V81L153 80L152 83H154V85L156 87L157 86L158 87H166L169 82H172L171 81V76H172V80H174L173 82H175L174 84H176L177 88H178V85L179 86H181V85L184 86L185 85L183 87V89L185 91L187 90V87H188L187 85L189 84L187 82H189L190 80H192V78L195 76L193 78V80L194 79L195 80L194 81H190L191 82L190 84L193 85L194 89L196 88L197 91H198V94H195L196 92L194 93L196 95L195 98H194V96H195L194 94H193L194 96H192V95L189 96L188 94H185L186 92H184V91L182 93V96L179 95L178 93H175V92L171 93V91L170 92L167 91V92H169L171 94L170 95V98H174V100H175V98H177L175 102H177V100L178 101L179 100L181 101L180 104H182V105H180L178 102L177 103L180 106H182V107L184 106L185 109H186V111H189V112H192V113L193 112H196V110H200L201 111V109H202L203 106H201L202 103H201L200 100L201 99H204L205 100L206 98L207 99L209 98L210 100H212L211 103L213 102L212 105H210V106L208 105L209 102L206 103L208 107H211V109L209 111H212L213 113H219V112L221 113V111L222 112L225 111L228 114L229 117L238 116V115L239 116H242V120H241V122L238 125H236V124L233 125L232 124L233 122L232 123H228L227 125H225L226 128L223 129V131H225V130L227 131V132L225 131V133H226L225 135L226 136L225 135H223V136L227 137V133H228V136L230 137V139L232 141L231 143H232V145H234V146H231L230 145L231 148L229 147V149H232V147H233V150L232 151L230 150V152H233L234 157H235V155H237V153L239 154V153H241L244 150L243 149L244 141H242V139H241V141H242L241 142L240 139H239V137H240L241 134L244 136V133L246 135V134H248L249 130L251 131L253 129V130H255V133L252 130L251 131V134L255 135L254 136L255 137V140L258 141L259 144H260V142L262 143L264 141V96L262 98L260 97L259 99H257V98L254 99L252 97L251 92H249L250 94L247 93V97H245V98H248L249 101L246 100V99L242 100V98H243L242 96L245 95V94L244 95L242 94L243 93L242 91H248V90L247 89L241 90L239 94H242V96H240L239 94H237L238 92L235 93L239 88L237 90L233 88V90H236L234 93H232L233 94L232 95L233 98H231L232 97L231 96V91L232 90L231 91L228 90L230 93H227L226 92L227 95H228V98H230V99H228L227 96L224 97L225 94H223L224 92L222 93V91H221L222 89L220 90V88L223 87V85H224V87H226V86L229 87L228 89H232L233 86L235 88L237 87L234 84L236 82H239V80L237 81L236 80L237 78H235L234 75L232 76V73H230V71H227V70H231L232 71V69H233V71L235 72V70H236L235 68H237L239 65L237 66V62H235L233 64V68H232V66H231V68L229 67L230 69H228V66H227V68H224L223 66L220 65V62H221L222 59H221V57H219L220 56L219 54L221 52L223 53V52H225V51L228 50L229 52L227 51V52H225L223 54L224 57L227 55L226 53H230L231 52V55L233 56V58H235L234 56H237V58H238L242 54L247 53L248 52L247 50L250 49L253 44H255L256 42L262 40L263 38L261 36L264 37V0H249ZM187 5L189 7H191V8H189V7L187 8ZM33 6H36V7L34 8ZM31 7H33V10L31 9V11H30V8ZM169 7L170 8L172 7L170 11H168V8ZM196 7H197V5H196ZM174 8H175V10L173 11V13L170 14V15H167L168 13L172 12V10ZM116 9H119V11L117 13H115ZM123 11H125V12L123 13ZM135 11H134V13H136ZM185 11H186V14L184 13ZM29 14H32V15H29ZM130 14H131V12H130ZM215 16H218V15H215ZM215 18L216 17H214V19ZM176 20H178V21H176ZM17 21L19 22L18 24H16ZM33 23H35V24H33ZM157 23H159V22L157 21ZM31 24H33V25H31ZM36 25H37V28L35 29V26ZM31 26L34 27V28H31ZM112 26H114V24ZM18 27H19V29H18ZM28 27H30V28H28ZM156 27H157V25H156ZM152 28L154 29V27H152ZM115 29L118 30V28H116V27H115ZM181 29L182 30L184 29V33H185L188 28H186V27L184 28L183 27ZM29 31L31 32V35H29V37H28V34L27 33H29ZM118 31H119L118 33H121L120 30H118ZM134 31L137 32V30H135V29H134ZM134 31H133V33H134ZM190 31H191V29H190ZM122 33H123V31H122ZM137 33H138V35L136 33L132 34V32H131L132 36L130 37V40L127 42V43L130 42L129 45H131V47H129L128 44L127 45L130 48V50H131L130 52L133 55L134 60L137 61V62H135L133 60L134 64L137 65L136 63H139V65H143L146 61H150V60H152V63H153V61L155 60L153 58H156L158 56V55H156V52H158V50L154 47L156 49V52H155V50L153 48L154 44H149V41L150 40L149 41L146 40V41H148V42H146L145 41V38L142 40L143 37L140 36L141 33H139V32H137ZM179 33L181 35L183 34L181 32H179ZM32 35H34V36H32ZM187 35H189V32L187 33ZM30 36H31V38H30ZM33 37H34V40L32 39ZM31 39L33 40V43L34 44L32 43ZM185 39L186 38H184V40ZM117 40H118V42H116ZM180 41H181V39H180ZM150 43H152V42L150 41ZM177 43H179V40H178ZM261 44H262V41H261ZM127 45H126V47H127ZM263 45H264V43H263ZM212 46H214V45H212ZM229 46H230V48H228ZM11 47H12L13 50L12 49H9ZM225 48L227 50H224ZM203 51H205V50H203ZM201 53H202V51H201ZM123 54H120V55H123ZM161 54H163V53H161ZM132 55H131V57H132ZM14 56H12V57H14ZM18 56H19V58H18ZM229 58H232V57L230 56ZM225 59H227V58H225ZM234 60L236 61V59H234ZM247 60H248V58H247ZM51 61H53L52 63H55V67L50 66L52 68L49 69V67H48V70H46V71H44V72H42L40 74L33 73L34 70L31 71L32 67H34V66L39 67V65H42V63H45L46 62L45 64H47V63H50ZM114 61H112V62L114 63ZM243 61H245V59ZM112 62H111V64H113ZM154 62H156V60ZM231 62L233 63V60ZM52 63H51V65H52ZM152 63H150V64L152 65ZM221 64H225V63H221ZM226 64H229V63H226ZM248 64H249V62H248ZM230 65H231V63H230ZM243 65L246 66L245 64H243ZM249 65H251V63ZM102 66H103V64H102ZM131 66H132V64H131ZM37 67H35V68H37ZM104 67L105 66H103V68ZM108 67H110V66H108ZM220 67L221 68L223 67V69H225V70L227 69V70L225 71V70L221 69ZM239 67H241V66H239ZM239 67H238V71H239ZM137 68H139V67H137ZM246 68H248V67H246ZM45 69L46 68H44V70ZM240 69H242V68H240ZM191 71L194 74L193 77H191V75H190L192 73ZM242 71L245 72V71H248V70H246V69L243 70L242 69ZM103 72H104V70H103ZM239 72H241V71H239ZM106 74H108V73L106 72ZM239 74H243L244 75V73H239ZM246 74H249V73H246ZM5 75H7V74H5ZM247 76H249V75H247ZM108 77H110V76H108ZM189 77H191V78H189ZM188 79H190V80H188ZM95 81H93V82H95ZM103 81H106V80L103 79ZM242 81L240 79V82H242ZM2 82L3 81L0 80V89L2 88L1 85H3V83H4V82L3 83ZM154 85H152V86L154 87ZM239 85H240V83H239ZM170 86H171V83H170ZM172 87H173V84H172ZM174 87H175V85H174ZM240 89H241V87H240ZM251 89L253 91V88H251ZM2 90H4V89H2ZM167 92H166V94H167ZM6 94H4L3 96H5ZM92 94L94 96H92ZM92 94H90V95L93 97V100L95 102L92 105H94V106L97 105V101L98 100H99L98 101L99 103L102 102L101 99H98V98H103V95L101 97L100 96L97 97V95L95 93H92ZM166 94H165V96H166ZM222 94H223V97H222ZM253 94L255 95V93H253ZM259 94L260 93H258V95ZM167 96H168V94H167ZM261 96H262V94H261ZM106 99H108V98H106ZM134 99H136V98H134ZM102 100H104V98ZM166 100H170V99L168 98ZM198 100L200 102V106L201 107L197 106V104H196V103H198V105H199V102H197ZM227 100H229V102H227ZM136 101H137V99H136ZM172 101H173V99H172ZM247 101H248V103L250 102L249 105L245 104ZM91 102H92V100H91ZM133 102H134V100H133ZM151 102L152 101H150V103ZM226 102H227V104H226ZM136 103L137 102H134L133 104L135 105ZM153 103H155V102H153ZM171 103L173 104V102H170V104ZM150 105H151L150 111L153 108V110H155V111L157 109L156 112H158V106L157 105H154V104L153 105L150 104ZM179 105H177L178 108H179ZM130 106H131V104H130ZM87 107H88V105H87ZM182 107H181V109H182ZM208 107L205 106V108L203 107V109L206 110ZM82 108H83V106H82ZM176 109L177 108H174V110H176ZM185 109H184V111H185ZM93 110H92L91 113H94ZM127 110H129V109H127ZM162 110L160 109L161 112H162ZM165 110H167V109L165 108ZM72 112L73 111H71V110H70V113H68V111H67L68 115L71 116L73 114V117H71V118H70V116H68V118H70V119L76 117V114H74L75 112H73V113ZM100 112L101 113L97 112V116L96 117L95 116H94V118L91 117V119L89 118L88 121H86V122H84V120H86L90 116H88L85 119H82L83 120L82 122H84L85 124L84 125L81 124L82 126L80 128L81 129L80 131H81V133H83V136L84 135L87 136V137H84L85 140H87L86 138H88V136H89V139H91L90 138V134L94 133V131L97 132L98 131L97 128L99 126L102 129L100 127L99 128L101 130H103V127H102L103 124H104V126H107L110 123H114V122L117 123L116 122V119L118 121V118H116V119L113 118L112 120L114 122L113 121L112 122L109 121L110 123L105 122L106 123V125H105V123H104V121H105L104 120V116L106 114H105V112H102V111H100ZM149 112L144 113V114L149 115ZM239 112H241V113H239ZM173 114H176V113H173ZM152 115L155 116V113H153ZM91 116H92V114H91ZM77 117H79V115ZM149 117H151V115H149ZM173 117H174V115H173ZM120 119H122V118H120ZM147 119H148V117H147ZM173 119L174 118H172V120ZM51 121H54V123L53 124H50ZM175 121H178L177 118H176ZM123 122H125V121H123ZM174 123H173V125H174ZM124 124H126V123H124ZM169 124H171V123L169 122ZM169 124H166V125L169 126ZM175 124H177V123H175ZM55 125H57V126H55ZM59 126H61V127L59 128ZM114 126H117V127H114ZM134 126H135V124H134ZM112 127H113V130L115 128L117 132L115 130L114 131L116 133L113 132V134H112V133L109 132L110 133V134H108L109 136L112 134V136L110 137V139H112V137L114 139V138H116L118 136L117 134L119 133L120 125L113 124V125H111L110 128H112ZM161 127H163V125ZM172 127H174V126H172ZM131 128H133V127H131ZM181 128H180V130L183 129V128L182 129ZM177 129H179V128H177ZM127 130H126V132H127ZM130 130H128V131H130ZM219 130H220V133H221V129H219ZM123 131H124V129H123ZM123 131L120 130L121 133H119V136L120 135L122 136V137L120 136L121 138L118 137V140H117V138L114 139L115 142H116V140L118 141L117 142L118 143L117 145L115 144L114 140H113V142H114L113 144H112V140L111 141L109 140L110 141V144L109 145H112L111 147L109 145H105L104 144V141H103V140H106V139L108 140V136L105 139H102V140L99 139V138H104V136H105V135L103 136L101 134V132H103V131H100L99 136L101 134L102 137H99L98 139L101 140V141H99V140H96V141L97 142L99 141L100 143L102 142L103 145L108 146V148L110 147V149H111V152H109L108 159L106 161H104L100 157V156H102V153H101L102 151L101 152L99 151V154H95L96 151L94 153L93 152L94 149L91 148V149H93L92 150L93 153H90L91 152V149H90V152L88 153L87 152V148L88 147H87L86 148V151L84 150V154H85V152H87L88 154H85L84 155L83 152H82L83 156H85L86 158L91 159L90 161H92V159H93V161H95V162L92 161L94 163L93 165L90 164V161H89V163L87 161L88 164L86 163L87 164L86 167L81 168V169H84V168L86 169V171H85V173H86V176H85L86 179H88L87 177H90L89 173L91 175L93 174L91 176V178L88 179L89 181H87V183H89L93 179V177H96L95 178L96 180L94 179L95 181H94L93 184L91 183L92 184L91 186L89 184H87V183H82L84 181L78 182L77 185H75L76 186L75 188L78 190V192H77L78 194H81V195L84 196L85 192L87 193V191H88L89 194L90 193L91 194L94 193V194H98V195L101 194V196H102V194L109 193L110 196L112 195L111 197L114 196L113 198H115V196L117 195L118 197L117 196L116 197L118 199H120V197L121 198L125 197L124 195L128 193V190H130L129 187H128V189H126L127 186H129L130 184H132V182L133 183H135V182H139L140 183L141 182L142 184L141 183L139 184L140 186L142 185L141 188L144 187L146 190L148 188L151 191L150 193L154 192L155 194L157 193V195L159 194L160 195V196L158 195L159 196V199L160 200H164V202H165V198H166L167 194L168 195L170 194V188H169V186L167 184V179L169 178L168 180H170V177H167L168 172H171L169 170V168H175V170H173V171L174 172L175 171L178 172V170L181 168V165L183 166L184 164H186L187 167H188V169H186L184 167L186 170L189 171V168H190L192 170V171L190 170L191 171L190 173H192V172L194 173V171L196 173V171H198V170H199V172H201V170L202 171L203 170L206 171L207 170L206 167L209 168V167H213V166L217 165L218 164L217 161H219L221 159V158H219L220 157L219 156L220 154L216 153L217 150L215 152L214 148L210 147L209 145L208 146H206V145L205 146H202V145L201 146H199V145L197 146L196 145V146H194L193 153L191 152V154H189V156H187V158H185L184 160L177 158V157H180L181 158L182 157V156H180L181 154H179V156H177V157L175 156V154H170V157L168 156V158H167L169 160H162V157H161V160H160V157L157 160V158H154V157L157 156L158 154H159V156H161V153H159V152L157 153V151H159L158 149L161 147V146H159V148L156 149L157 151L156 150H153L154 152L156 151L154 153L155 156H153L152 149L151 150H149V149L143 150V152L138 157L131 156L129 154L130 152H127V153L126 152H123L125 154H123L122 156L129 154L132 158H129L130 157L129 155L124 156L125 159L128 158L129 160L128 159L125 160L124 157H123V159L120 161V163H118L119 166H120L119 167L120 169L117 168V169L114 170L113 166H115V164L117 162V161H115L117 157L114 154L116 152V148L117 147L119 148V149H117V152H116L117 153V156H119L122 152L119 153L118 151L120 150V148H123L126 145L125 143H123V141H125L127 143V141L131 139V138H129L128 132L125 133L126 134L125 135L124 133H122ZM152 131H154V130H152ZM205 131L206 130H204V132ZM182 132L183 131H181V133ZM210 132L211 133H210L209 136L213 137L214 139L217 138L218 135H219V137L221 136L220 133H218V131L217 132L214 131L213 133H212V131H210ZM150 133L151 132H149L147 134H150ZM63 134H65V132ZM122 134H124L125 136H127L128 139H127V137L124 138L123 137L124 135H122ZM182 134H184V132ZM202 134L204 135V133H202ZM205 134H207V133H205ZM17 136H18V134H17ZM67 136H69V135H67ZM150 136H151V134L149 136H147L149 143H150V140H149V137ZM248 136H250V135H248ZM248 136L246 135V137H248ZM79 137H80V134H79ZM70 138L73 139V141ZM96 139H97V137H96ZM137 139H138V143H139V141H142V137L140 138V140H139V138H137ZM137 139L135 138L134 140L137 141ZM144 139L146 140V137ZM230 139H228V140H230ZM247 139L249 140L250 138L248 137ZM5 140H7V141H5ZM134 140L131 139L130 140L131 141L130 144H133V143L136 144L137 142L136 141L133 142ZM244 140H246V139L244 138ZM250 140H251V142H249V143H251V146H252V144H253L252 143V139H250ZM36 141H37V143H36ZM81 142H84V141H81ZM97 142H95V144H97ZM246 142H247V140H246ZM44 143H46V142H44ZM84 143H86V142H84ZM100 143H99V146H101ZM122 143L125 144V145L122 146V147H119L118 145L119 144L122 145ZM142 143L143 144H146L143 141H142ZM242 143H243V145H242ZM12 144H11V146H12ZM130 144H129V148H130ZM135 144H134V146H135ZM256 144H254V145H256ZM6 145L8 146L9 144H6ZM41 145H44V144H41ZM138 145H136L135 147H137ZM140 145H141V143H140ZM189 145L191 146V144H189ZM189 145H187V147H189ZM261 145H258L259 147H257L256 150H254V153H253L254 155L253 154H251L252 156L249 155V159L251 157H253L254 159L257 158V160H260V159H263L264 158V146L262 145V147H261ZM81 146L78 149H81L82 148ZM105 146H103V147L101 146V147H99V149H101V148L103 149ZM96 147H98V146H96ZM131 147H132V145H131ZM244 148H246V147L244 146ZM252 148H253V146H252ZM249 149H251V148H249ZM191 150H193V144H192V149ZM246 150H248V149H246ZM171 152L174 153L173 149H172ZM249 152H250V150H249ZM231 154L228 155L229 158H230ZM113 156H115V158ZM258 157H260V158L258 159ZM261 157H263V158H261ZM230 159H232V158H230ZM3 160L4 161L8 160V161H6V163L3 162L4 163L3 164L2 163ZM56 161H57V163H56ZM58 161L59 162L60 161H63L66 166L63 165L65 167H63V169H61L60 168L61 166H59L60 164H58ZM249 161L251 163H254L255 162V161L253 162L252 160H249ZM53 162H52V165H53ZM95 163H97L96 166H95ZM259 163H260V161H259ZM263 164L264 163H262V165ZM168 165H169V167H168ZM250 165L252 166V164H250ZM255 166H257V165H255ZM23 167H25L24 174L19 173V175L17 174L18 176H16V174L14 176L12 175L13 172L16 173V171L19 168H23ZM166 167L168 168V170L166 169ZM26 168L29 171V173H28V171H26ZM176 169H178V170H176ZM185 169H184V172H185ZM164 170H167V172H164ZM34 172H35V174H34ZM79 172H80V175H81L82 171L80 170ZM130 172H132L133 174H130ZM208 172L209 173H207V171L205 172V173L208 174L207 176H203L204 174H202V176L199 175L201 177L199 180L196 179L197 180L196 181L197 182V185L199 183V186H201V188L204 187V191L206 190L207 187L209 188L210 185L213 184V183H211V184L208 183L207 182L208 179H206V178H209L210 175H214V173H213L214 170L211 172L210 169H209ZM239 173H241V172H239ZM77 175H76V177H77ZM170 175H172V174H170ZM177 175H179V174H177ZM184 175L185 174H183V172H182V176H184ZM186 175H185V177H186ZM58 176H60V175H58ZM240 176H241V174H240ZM54 177H57V176H54ZM179 177H178V179H179ZM241 177H239V178H241ZM248 177H247V179H249V180L243 181L244 183L242 182L243 184H241V186L238 185L240 187H237L236 188V186H235L236 189L234 190L233 193H231V194H234L235 192H237L236 194H234L235 197H233L235 199H236V197H238L236 201H234V202L232 201L231 202V201L225 199L227 196L225 197L224 194H223V197H225L224 198L225 201L227 200L226 201L227 202L226 205H228V202H230L229 203V206H230L231 203H234V205H236L239 201L241 203L242 200H243L242 202L245 203L246 199H247V201H249V200L252 201L251 199L256 200V201H254V203L255 202L257 204L259 203V205L262 202L264 203V194H263V191H264L263 190V187H264V185L261 182L259 183L257 180H256L257 182H255L254 180H251L252 177L251 178H248ZM184 178H182V179H184ZM244 178H241V179H244ZM176 179H177V177H176ZM257 179L260 180V177L257 178ZM132 180H134V181H132ZM188 180H190V178L187 179L186 182H188ZM193 180L195 182L194 176H193ZM210 180H212V179L209 178V181ZM130 181H132V182H130ZM172 181H174V180H172ZM182 181H180V182L177 181V182L179 184L180 183L182 184L183 183ZM168 182H170V181H168ZM186 182L184 181V184ZM171 184H170V187L172 186ZM175 184L176 183H174V186H175ZM188 184L189 183H187V185ZM84 185H86V186H84ZM87 186H90L92 188L91 189V192L89 190L90 188L89 189H86V188H88ZM39 187H41V186H39ZM166 187L169 188V192L168 193L165 191V190L168 191V188H166ZM178 187H181V186L180 185L177 186V189H178ZM36 188H38V187H36ZM196 188L198 189L199 187H196ZM43 189H46L47 190V188H41V189L38 188V190L35 191V193L37 192L39 196H42V197L45 196L46 197V195H48L49 190L46 191V190H43ZM50 189H53V187L50 188ZM145 189H144V192H145ZM177 189L175 188V190H177ZM192 189H195V188H192ZM197 189H195V190H197ZM219 189H221V188H219ZM54 190H52V192H49V193H53ZM126 190H127V192H126ZM187 190L189 191L190 188L188 187V189H186V191ZM215 190H217V187H216ZM18 191L20 192L21 190H18ZM141 191H143V190H141ZM177 191H179V190H177ZM181 191H179V192H181ZM192 191H194V190H192ZM198 191H200V188L198 189ZM208 192H210V189H208ZM220 192L218 194H220ZM54 193H55V191H54ZM172 193L174 194V192H172ZM176 193H178V192H176ZM218 194H215L216 195L215 197H213L214 195H211L210 196V194L209 195L207 194V196L205 195V197H203V195H202L203 198H206V200H207L206 203L208 202L206 204V205H208L207 208H211V209L214 208L216 210L217 208H215V207L218 204L219 205H222V202H221V204L218 202V200L221 201L219 199V198H221V196H220L221 194L220 195H218ZM226 194H228V193L226 192ZM57 195H59V194H57ZM70 195H72V194H70ZM141 195L143 196V192H142ZM157 195H154V197L156 196V200H159L157 198ZM172 195L170 194V196H172ZM230 195H228V196H230ZM39 196H38V199L37 200H39ZM88 196H90V195H88ZM170 196H169V198H170ZM231 196H233V195H231ZM81 197L80 198H79V196L77 197V198H79L80 201L82 199H84V201H85V203L82 201L83 202V207H82V203H81V208H84L85 210L87 209L89 211L91 209L92 204H93L92 207H97L98 204L96 205V203H95V205H96L95 206L94 205V201L92 203L91 202L92 200L90 201L89 198H87V197L81 198ZM147 197L148 196H146L145 198H147ZM202 197H201V199L200 198L199 199L202 200ZM217 197H219V198H217ZM52 198H50L51 201H52ZM231 198L232 197H230V199ZM214 199H216V201ZM79 200H77V201H79ZM124 200L121 199V201L126 202ZM169 200H172V199L170 198ZM203 200H205V199H203ZM19 201H21V200H19ZM98 201L96 199V202H98ZM14 202H15V200H14ZM49 202H47V203H49ZM54 202L52 201L51 203H54ZM216 202L218 203L217 205H216ZM10 203H12V204H10ZM200 203L202 204V202H200ZM203 203H205V202H203ZM212 203H215L216 206L215 205L212 206L211 205ZM244 203H243V205H247L246 203L245 204ZM251 203H253V202H251ZM14 204H16V202ZM18 204H16L15 206H17ZM29 204H30V206L33 205L31 203H29ZM36 204H37V202H36ZM101 204H100V208L102 206ZM257 204H255V205H257ZM49 205H50V203H49ZM60 205H61V207L59 208ZM84 205H86V207ZM197 205H199V203ZM209 205H210V207H209ZM238 205H240V204H238ZM248 205H251V204H248ZM126 206H127V204H126ZM200 206L201 205H199V207ZM103 207H105V206L103 205L102 208ZM107 207L108 206H106V208ZM243 207L244 206H242V208ZM36 208H37V205H36ZM62 208L65 210V214H64ZM98 208L99 207H97V209ZM113 208H115V207H113ZM218 208L219 209H217V211L218 210L220 211V210H222V208H224V206H222V208H220V207H218ZM227 208L229 209V207H227ZM234 208H235V206H234ZM236 208L238 210V207L237 206H236ZM244 208H246V206ZM104 209H102V210L101 209H98V210H100L99 211V215L100 216H98L97 214H96V216H93L94 220H95V218H96V220H95V223L91 224L92 226L89 225L90 224L88 222L89 219L88 220L86 219V218H91V216H92L91 211L90 212H88V211L87 212H83V214H80L81 217L79 218V220L80 219H83L84 220V221L83 220H80V223L81 222H83V223H87L88 222V225L91 227L90 228L91 234H90V231H89V233L87 232L88 235L90 234L89 237H85V236H84L85 238L82 237V238H84L83 239V243H85L84 240L86 239L85 241L87 242V246H90V248H93V249H97V248L99 249L100 243L103 242L102 241V238H101V236H103V234H105L107 236V238L108 237L110 238V236L107 235V232L108 231H104V233H103V230H107L108 229V227H106V224L104 222H106L110 218V217L107 218V216H109L110 213H108V215H105L106 213L102 212ZM214 209H212L213 212H214ZM206 210H209V209H206ZM231 210H232V207H231ZM234 210H236V209H234ZM234 210H233V212H234ZM48 211H49V209H48ZM58 211L60 213H58ZM82 211H83V209H82ZM109 211H110V208H109ZM201 211H202V209H201ZM217 211H215V212H217ZM251 211H253V210H251ZM221 212H224V211H220V212H217V213H221ZM217 213H215V214L213 213V215L214 216L215 215L217 216ZM228 213H227V216L229 215ZM49 214L50 213H48V215ZM88 214L90 215V217H88ZM222 214H220L219 217H221ZM238 214L239 213L237 212V214H234V215L236 216ZM43 215L44 216L45 215L48 216L47 213H45V214L43 213ZM78 215H77V217H78ZM104 215H105V217H104ZM206 215L207 214H203L202 216H206ZM211 215H212V213L210 215H207V216H211ZM213 215H212V217H213ZM50 216H53V214L52 215H49L48 217H50ZM57 216L55 215V217H57ZM156 216L157 215H155V217ZM231 216H233V215L231 214ZM231 216H229L230 217V220L233 219V217L231 218ZM35 217H33V218H35ZM48 217H47V219H48ZM97 217L98 218L101 217L102 219L100 218L101 220L100 219L98 220ZM103 217L104 218H107V220H103L104 219ZM212 217L209 218V219L206 218V217L205 218L207 220H211L210 222H213L212 220L215 219V218L213 217V219H212ZM219 217L217 219L221 220L222 217H221V219ZM36 219H39V217L36 218ZM60 219L62 221H59ZM122 219L123 218H121L118 221L120 222ZM123 220H122V222H123ZM136 220H137V217H136ZM138 220H139V218H138ZM138 220H137V222H138ZM202 220L205 223L206 220L205 221H204V219H202ZM91 221H92V219H91ZM206 222H208V224H209V221H206ZM216 222H217V220H216ZM110 224L111 223H109L107 225L109 226ZM173 224L171 225V229L169 230V228H168L167 229L168 231H165L166 234H163L159 239L154 240V239L151 238L152 236L147 237L148 239L145 240V243H146L145 244V247L149 251V254H152L153 253V254L156 255V253H158V252H160V253L165 252L166 253V252H168V251H170L172 249L174 250L175 246H177V244L180 242L181 230L177 226L176 227L173 226ZM177 224H179V222ZM75 225H78V223H76ZM82 225H80V226L83 227ZM121 225L124 226V224H121ZM122 226H120V223H119V226L118 227H122ZM205 226H206V224H205ZM63 227H64V229H62ZM86 227L87 226L85 225V228L83 230H85ZM104 227H106V229H104ZM42 228H40L41 230H39V232L40 231L43 232V229ZM78 228H80V227H78ZM115 228H113V229L116 232V229ZM60 230L63 231L65 234H63V232L61 233ZM79 230H81V228ZM65 231H66V229H65ZM75 231H77V229ZM110 231H111V229H110ZM183 231H186V230H183ZM67 232H69L68 231V227H67ZM74 233H73V235H74ZM82 233H84V235L88 236L87 234H85L84 231ZM245 233H246V231H245ZM37 234L35 235L36 238L38 237ZM103 237H105V236H103ZM183 237H185V236H183ZM42 238H43V236H41V239ZM64 238H66L67 240H65ZM107 238H103V240L104 239L107 240ZM121 238H122V240L124 239V237H121ZM38 239L41 240L40 237H38ZM112 239L113 238H110L109 240H107L108 243H110V245L111 244L114 245L113 243H114V241H116L115 239H114L113 242L110 241ZM257 240H259V239H257ZM257 240L255 241V239H254V241H253L254 244H252V246H255L256 247V245H260L259 244L260 242H258ZM260 240H261V238H260ZM73 241H74V238H73V240L71 242H73ZM107 241L104 240V242H107ZM194 241H195V238H194ZM196 242H198V244H199V241L196 240ZM196 242H195L194 247L191 250L189 249V251L186 252L185 254H183L182 256H178L179 263H180V260H181V264H182V259H184L183 264H185V262L187 264L190 263V262H194V261H196L197 259H199L203 255V253L205 252L203 250H206L207 251L208 248L206 246H205L206 249H204L203 247L200 246L201 241H200V244L199 245ZM2 243L4 244V242H2ZM42 243H43V241H42ZM42 243H39V244H41V247H42ZM180 243H182V242H180ZM202 243L204 244V242H202ZM34 244H35V242H34ZM240 244H242V243H240ZM240 244H239V246H240ZM243 244L244 245H247L245 243H243ZM243 244H242V246H244ZM107 245L109 246V244H107ZM108 246H107V248H108ZM28 247H30V246H28ZM85 247H86V245H85ZM0 248H2V247L0 246ZM88 248L89 247H87L85 249L86 252H89V249L90 248L89 249ZM105 248H106V246H105ZM5 249H6V247H5ZM7 249H8V247H7ZM21 249H18V250H21ZM87 249H88V251H87ZM103 249H104V246H103ZM9 250H10V248H9ZM22 250H24V249H22ZM22 250H21V252H22ZM41 250L43 252V248ZM176 250H178L177 247H176ZM12 251H7V252H12ZM97 251H99V250H97ZM183 251H185V250H183ZM37 252L38 251H36V253ZM91 252H92V250H91ZM77 253H79V252H77ZM160 253H159V256H160ZM2 254L3 253L0 252V264H11V262H9L10 260L9 261L6 260L5 257ZM171 254H172V252H171ZM44 255H46V253ZM78 255H79V257L81 256L80 254H78ZM86 255H87V253H86ZM152 255H150V256H152ZM173 255H175V254H173ZM72 256H74V255H72ZM163 256H164V254H163ZM169 256H172V255H169ZM176 256H177V254H176ZM47 257H45V259L49 260ZM82 257H83V255H82ZM72 258H74V257H72ZM134 258H136V257H134ZM165 258L168 259V257H165ZM78 259H80V258H78ZM161 259H162V257H161ZM169 259H171V258H169ZM43 260H44V258H43ZM137 260L142 261L139 258H137ZM160 260L158 261V263L155 261V263L160 264L159 262L166 261V260H164V261L163 260L160 261ZM115 261H117V260H115ZM79 262H81V261H79ZM173 262H174V260H173ZM67 263H65V264H67ZM155 263H152V264H155ZM179 263L177 261V264H179ZM72 264H75V263L73 262Z\"/></svg>","mask_w":264,"mask_h":264}]
</instances>
